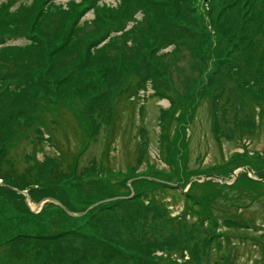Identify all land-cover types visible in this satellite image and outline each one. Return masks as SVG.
Here are the masks:
<instances>
[{"label": "rangeland", "instance_id": "rangeland-1", "mask_svg": "<svg viewBox=\"0 0 264 264\" xmlns=\"http://www.w3.org/2000/svg\"><path fill=\"white\" fill-rule=\"evenodd\" d=\"M263 108L264 0H0V185L26 193L0 190V244L24 264H264ZM52 136L86 148L69 177ZM30 190L85 211L77 229ZM220 211L252 228L227 239Z\"/></svg>", "mask_w": 264, "mask_h": 264}, {"label": "trees", "instance_id": "trees-1", "mask_svg": "<svg viewBox=\"0 0 264 264\" xmlns=\"http://www.w3.org/2000/svg\"><path fill=\"white\" fill-rule=\"evenodd\" d=\"M124 96H127V95H122L120 96L117 104H118V107H119V102H121L124 98L127 100L126 97ZM128 102V100H127ZM134 102V101H133ZM130 105H133L132 103L129 102ZM264 110V108H263ZM119 111L120 109L118 110V112L116 113V119H115V122L113 121V126H111V138L109 140V144H108V147L109 149L107 150V153L106 155L109 156L110 153H111V150L110 148L114 145L115 143V139H116V127L118 126L117 124V121L120 120V116H119ZM211 112L214 114L213 110H212V107H211ZM62 113H58L56 115L57 116H61ZM135 114L136 112L134 111L133 109V116L135 117ZM53 118V120H51V123L48 125V131H55L57 128H60L61 127V123L59 122V120L57 118ZM140 131V129H139ZM246 135V137L248 136H252L254 135V132L252 131H244L243 132V136L242 138H244ZM248 135V136H247ZM249 138H255V136H252V137H249ZM92 139V136H89L87 141H91ZM136 139V137H135ZM56 141L54 136H52V141ZM86 143V141H84V144ZM40 144V143H39ZM56 147L58 148V157H57V161H58V165L55 169V172L56 174H59V177H63V176H67L69 177L72 173V171L74 169H77L78 170V166H79V159H80V156L86 151V148H84L82 151H79L78 152V155L75 154L73 155L72 154V151H74L75 149L73 147H71V149H66V147L64 146V144H62L61 142H57L55 143ZM140 145L141 144H138L137 147H135V151L137 152V156H136V168L138 166H141V164L144 162V159L141 160V163L139 164L138 161H139V158L141 156L146 157L147 155V152L145 150H141L140 149ZM85 146V145H84ZM72 150V151H71ZM135 152V153H136ZM141 152H144V154L141 155ZM73 156H76V160L74 159ZM135 166H132V169L135 167ZM224 167H227L229 166V164H225L223 165ZM8 167L11 169L10 173H12L15 169V164L14 163H9L8 164ZM216 169H222L221 166H216L214 167ZM214 178V177H213ZM217 179L220 180L219 177H216ZM165 185V184H163ZM173 185V184H172ZM164 186L163 188L166 189V190H173L175 189L176 187L173 185V186ZM172 187V188H171ZM228 188V187H227ZM0 190L1 191H4V192H8L10 194H16V192L18 193V191H23L21 187H19V189L15 188V186H12V185H9V184H6L5 186H3L2 184L0 185ZM31 191V196L35 199V200H40L42 199L41 201L45 200V199H49V198H53V199H56L57 201H59L65 208H63L61 205V207H59L58 205L56 204H52V203H48L47 204V209H49L51 207V209L53 207H56V211L58 212L59 214V217L57 218V220L62 221L61 223H66V228L65 230L66 231H74L77 229V226L75 224H73V222H77V220H82V218L78 219L77 214H82L83 211H80V210H76L75 208L69 206V202L61 197H58V195H56L55 193H53L52 191L50 192L49 195L45 194V192L43 191L40 195L38 194H35L34 190H30ZM176 192V191H175ZM45 197V198H44ZM40 201V202H41ZM39 202V203H40ZM38 203V204H39ZM24 212L31 215L30 211L28 210L27 207H24ZM85 212V211H84ZM83 212V213H84ZM214 219H216V221H220V222H223L224 223V226L229 230V231H233L235 232V235L234 233H228L227 232H224L222 235H224L227 239H235L236 237L239 238L241 235H243V233L249 229L252 228V222H250L248 219H242L240 218L239 216L235 215V216H230V215H227L226 213H223L222 211H220L219 213V217H215ZM243 220V221H242ZM247 220V221H246ZM217 225V224H215ZM89 232H86L85 230L83 231V234H82V238H94L96 239L97 236L95 234V232H91L93 231V229H88ZM35 235H37V237H44L43 234H39L37 232H33ZM88 233H91L92 236H89ZM28 237L29 234H28ZM256 237V236H255ZM11 240V239H10ZM246 240H249V241H253V242H256L255 245H258V240H260L259 237H256V238H252V236H250L249 234L247 235L246 237ZM16 247V244H13L11 241L7 242V241H4L3 243L0 244V264H24L31 256H29L28 253H25L24 251H27V250H20L19 254H21L22 256L21 257H18L16 258L15 256H13L11 254V251ZM238 248H236L234 250L233 253H235V255H232V254H229L228 255V259H229V263L230 264H235L236 260L238 259ZM28 252V251H27ZM34 257V256H33ZM37 260V256L36 258L34 259V261Z\"/></svg>", "mask_w": 264, "mask_h": 264}, {"label": "water", "instance_id": "water-1", "mask_svg": "<svg viewBox=\"0 0 264 264\" xmlns=\"http://www.w3.org/2000/svg\"><path fill=\"white\" fill-rule=\"evenodd\" d=\"M159 183H163V184L170 185V184L167 183V182H160V181H159ZM18 192H19V193L26 194L25 192H21V191H18ZM46 202H53V203H56V204L60 205L59 202H57V201L54 200V199H45V200L41 201L39 204L42 205V204H44V203H46ZM27 204H29V203L27 202Z\"/></svg>", "mask_w": 264, "mask_h": 264}]
</instances>
